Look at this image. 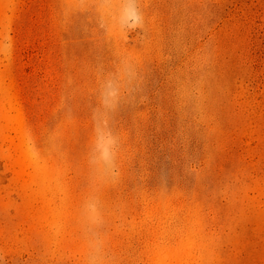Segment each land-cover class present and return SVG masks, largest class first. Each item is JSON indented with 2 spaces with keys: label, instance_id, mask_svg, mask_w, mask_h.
Listing matches in <instances>:
<instances>
[{
  "label": "rangeland",
  "instance_id": "374dc122",
  "mask_svg": "<svg viewBox=\"0 0 264 264\" xmlns=\"http://www.w3.org/2000/svg\"><path fill=\"white\" fill-rule=\"evenodd\" d=\"M0 264H264V0H0Z\"/></svg>",
  "mask_w": 264,
  "mask_h": 264
}]
</instances>
